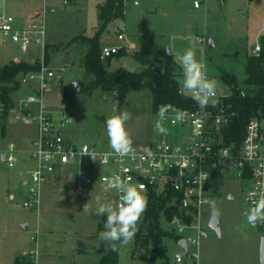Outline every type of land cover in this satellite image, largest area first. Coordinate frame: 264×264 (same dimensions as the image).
I'll return each mask as SVG.
<instances>
[{
  "label": "rangeland",
  "instance_id": "1",
  "mask_svg": "<svg viewBox=\"0 0 264 264\" xmlns=\"http://www.w3.org/2000/svg\"><path fill=\"white\" fill-rule=\"evenodd\" d=\"M63 1L0 0L4 5L3 15H13L20 27L30 25L33 17L38 21V12L44 17L45 24L44 35L31 33L27 52L0 33V71L16 59L37 66L50 65L60 71L61 79L47 92L46 102L56 118L62 113L75 118L68 127L71 138L79 142L109 143L106 118L128 111L131 118L126 128L133 144L145 148L160 135L154 126L150 92L132 91L126 103L121 105L115 89L94 87L85 90L93 79L86 73L83 63L87 46L80 42L69 44L76 36H93L98 25L96 3L99 0H80L84 2L83 10L72 3L77 0L66 5ZM52 8L56 9L52 11ZM118 30L125 34L124 40L118 39ZM263 35L264 0H227L223 8L217 0H205L199 9L194 7V0H128L125 17L108 26V31L101 36V44L124 45L129 54L104 62L110 63L108 70L124 67L132 72L147 68L164 70L169 47L174 57L169 71L177 75L179 84L182 77L178 58L185 49L192 47L197 59L207 64L219 87L226 88L221 77L223 72L234 74L237 82L243 84L247 54H251ZM209 38L215 41L213 48L208 45ZM46 45L50 46L47 57ZM136 51L144 61L133 56ZM76 83L81 86L80 90ZM1 86L3 82L0 81ZM30 92L27 85L21 84L11 93L14 108L9 113L5 133L0 129V152L10 142L19 151L14 165L0 158V264H14L17 256L23 257V252L30 251L38 252L39 264H98L102 256L98 252L101 240L96 235L99 219L95 214L82 211L83 206L93 203L96 196L110 200L107 196L98 192L80 195L75 190L73 173H56L58 185L45 186L40 210L23 207L20 180L33 166L31 160L27 161L25 151L31 147L36 133V120L26 123L24 115L29 111L21 110L20 106ZM1 106L0 103V118ZM27 107L36 117L38 105L28 104ZM249 184L250 181L226 177L216 185V203L206 207L205 214L208 219L213 215V209L219 211L222 235L206 223L208 236L199 245V264H264L260 259V240L264 231L249 225L243 213ZM229 194L233 199L228 198ZM78 241H83L86 246L80 248ZM164 243L169 256L166 264H179L175 261V253L182 250L178 241L167 237ZM151 252V246L136 247L134 238L127 245H120L119 264H162L161 260H150ZM182 264H194V260L187 257Z\"/></svg>",
  "mask_w": 264,
  "mask_h": 264
},
{
  "label": "built area",
  "instance_id": "2",
  "mask_svg": "<svg viewBox=\"0 0 264 264\" xmlns=\"http://www.w3.org/2000/svg\"><path fill=\"white\" fill-rule=\"evenodd\" d=\"M217 1L223 8L227 0ZM63 2L66 5L71 0ZM204 2L194 0V7L199 9ZM39 18L24 28L17 24L13 15L4 14L0 17V33L27 52L31 33L45 34L44 17L40 14ZM117 33L119 40L125 39L124 33L119 30ZM122 47L121 44L103 46L101 58L108 59ZM261 49V44L256 43L251 53L258 56ZM203 64L208 77L216 80L207 64ZM60 79V71L44 64L20 76L21 84L31 89L20 106L21 110L29 111L25 113L24 121L32 123L33 119L36 120V133L31 147L25 151L33 166L25 171L20 181L23 207L40 210L45 186L58 185L56 173H73L76 193L98 192L110 200L119 198L115 190L106 186L107 179L114 175L126 180L130 178V183L136 186L144 185L140 191L147 200L152 192L172 189L177 193L180 211L169 219L168 227L179 239H186L189 258L199 264V245L208 236L206 223L209 224L212 216L206 219V207L216 203L215 188L219 181L226 177L250 181L243 213L264 196V117L255 115L249 118L242 137L241 134L238 136L236 128L234 130L238 110L226 101L232 95L227 84L226 88H221L216 81L218 103L207 108V115L199 111L195 102L161 105L154 114V126L156 128L159 121L166 133H160L145 148L133 144L134 155L121 158L112 151L109 143L79 142L69 136L71 117L62 113L56 118L46 102L47 92ZM179 92L185 95L181 86ZM241 93L245 94L243 90ZM28 104L38 105L36 117ZM230 130L233 133L228 134ZM4 154L10 165L18 161L19 151L13 142L0 152V158ZM183 201H186V207L182 205ZM254 227L264 231V223H257ZM180 247L182 250L175 253V261L182 264L187 256L185 249ZM24 256L28 259L25 264H39L37 251L26 252Z\"/></svg>",
  "mask_w": 264,
  "mask_h": 264
},
{
  "label": "trees",
  "instance_id": "3",
  "mask_svg": "<svg viewBox=\"0 0 264 264\" xmlns=\"http://www.w3.org/2000/svg\"><path fill=\"white\" fill-rule=\"evenodd\" d=\"M128 0H99L97 4L98 25L93 36L87 37L79 35L72 38L69 44L80 42L86 45V51L83 54V63L86 73L93 76V79L86 85L85 90L90 91L94 87H101L103 90L115 89L119 95V103L125 104L128 94L132 91L148 90L151 94L152 111L155 114L161 105L173 104H192L194 101L179 92V81L176 74L169 71L167 62L166 68L160 70L157 68H147L141 72H132L124 67H118L115 70H108V65L101 58V36L108 31V26L118 19L125 17L126 3ZM261 52L255 56L252 53L247 54L246 75L243 84L237 82V78L230 72H223L222 79L232 89V95L226 101H230L238 110V116L234 120V130L238 136L242 137L244 126L249 118L258 115L264 117V35L260 39ZM50 46H45V57L48 56ZM128 49L122 47L118 53L109 57L110 60L117 56L127 55ZM133 56L139 60L143 57L139 52H134ZM37 65L29 61H12L1 68L0 81L3 86L0 87V103L2 104L0 129L5 133V126L10 111L14 108V100L11 93L20 88V76L29 71L37 69ZM12 84V86H9ZM84 90V88H83ZM242 90L244 95H242ZM229 133H233L230 130ZM235 133V132H234ZM240 139V137H239ZM180 211L177 193L172 189H166L162 192L150 193L147 200V207L141 215L137 224L135 242L137 246H151V261L161 260L166 264L169 260L167 247L164 238L179 239V236L169 229L168 221L171 217ZM99 219L96 235L104 230L105 216H97ZM101 260L98 264H119L120 245L116 251L108 246V243L101 241ZM27 257L19 255L14 264H25Z\"/></svg>",
  "mask_w": 264,
  "mask_h": 264
},
{
  "label": "clouds",
  "instance_id": "4",
  "mask_svg": "<svg viewBox=\"0 0 264 264\" xmlns=\"http://www.w3.org/2000/svg\"><path fill=\"white\" fill-rule=\"evenodd\" d=\"M167 52L173 55L169 49ZM178 60L181 66L180 85L183 93L196 103L203 115H207V108L215 107L218 103L216 80L208 77L205 65L197 59L192 47L185 49ZM130 118L131 114L128 111H121L105 120L110 148L121 158L134 155L133 140L126 128ZM156 128L161 134L166 133V129L159 121ZM106 186L107 189L115 190L119 194L118 200L96 196L93 203L88 202L83 206L82 212L106 217L104 230L99 233L98 238L107 242L111 250L116 251L118 245H127L134 239L139 219L147 207V198L140 191L144 185L136 186L130 183V178L126 180L114 175L107 179ZM213 215L218 216L219 211L213 209ZM244 215L249 225L264 223V196L254 201Z\"/></svg>",
  "mask_w": 264,
  "mask_h": 264
},
{
  "label": "water",
  "instance_id": "5",
  "mask_svg": "<svg viewBox=\"0 0 264 264\" xmlns=\"http://www.w3.org/2000/svg\"><path fill=\"white\" fill-rule=\"evenodd\" d=\"M38 42H40V39H38ZM208 45L210 48H213L215 46V41L212 39V38H209L208 40ZM167 49L170 50L169 47H167ZM167 49H166V60L167 62H171L173 60V55H169L168 52H167ZM171 51V50H170ZM78 89L80 90L81 89V86L76 83ZM75 121V118L74 117H71V122L73 123ZM2 160L5 161L6 160V154H4L2 156ZM229 199H233V195L232 194H229L228 196ZM182 205L184 207L187 206V203L186 201H183L182 202ZM209 226L210 228H212L219 236L222 235V231H221V225H220V219L218 218V216L216 215H212L211 218H210V221H209ZM178 244L180 246H182L184 249H185V252H186V256L189 257L190 256V253H189V246L187 244V241L185 238H180L178 240ZM78 246L80 248H83L86 246V244L83 242V241H78ZM98 252L101 253V249L99 248L98 249ZM260 259H261V262L264 263V235L261 237V240H260Z\"/></svg>",
  "mask_w": 264,
  "mask_h": 264
},
{
  "label": "crops",
  "instance_id": "6",
  "mask_svg": "<svg viewBox=\"0 0 264 264\" xmlns=\"http://www.w3.org/2000/svg\"><path fill=\"white\" fill-rule=\"evenodd\" d=\"M73 4H76V5H78V6H80V8L83 10V3L84 2H82V1H80V0H77V1H75V2H72ZM71 3V4H72ZM97 4H98V2L96 3V6H97ZM3 6L4 5H1V3H0V17L3 15V13L4 12H2V9H3ZM40 15V12H38L37 13V15H36V19L38 18V16ZM33 21H36L35 20V17H33ZM33 21L32 22H30V23H33ZM39 39V38H38ZM38 39H37V42H38ZM40 42H41V40H40ZM40 42H38V43H40ZM127 46V45H126ZM13 61H16V62H18V61H21V60H19V59H16V60H13ZM12 62V61H11ZM35 135V134H34ZM27 157V156H26ZM30 159L27 157V161H29ZM22 161H24V160H22ZM33 165V164H32ZM21 181V180H20ZM15 187H17V186H15ZM25 252H23L22 254H24ZM15 263V262H14Z\"/></svg>",
  "mask_w": 264,
  "mask_h": 264
}]
</instances>
